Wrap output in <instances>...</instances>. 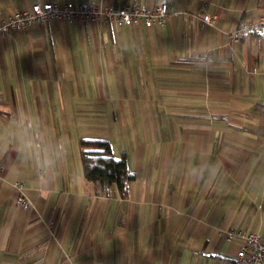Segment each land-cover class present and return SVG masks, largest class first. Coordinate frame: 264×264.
<instances>
[{"label":"crops","instance_id":"crops-1","mask_svg":"<svg viewBox=\"0 0 264 264\" xmlns=\"http://www.w3.org/2000/svg\"><path fill=\"white\" fill-rule=\"evenodd\" d=\"M44 1L0 0V19ZM261 12L168 0L163 25L54 19L0 38V264H234L218 229L264 235V35L227 34ZM81 136L126 155V197L84 178Z\"/></svg>","mask_w":264,"mask_h":264},{"label":"built area","instance_id":"built-area-1","mask_svg":"<svg viewBox=\"0 0 264 264\" xmlns=\"http://www.w3.org/2000/svg\"><path fill=\"white\" fill-rule=\"evenodd\" d=\"M168 13V0H155L152 4L132 3L117 7L111 2L96 3L84 0L78 3L71 1L62 5L53 0L35 2L28 9L8 13L0 19V38L11 33H19L33 24L62 19L67 22L86 21L89 23L108 22L117 26L142 25L152 27L163 25ZM217 15L204 14L200 19L215 27ZM231 41L264 35V12L254 20L239 21L228 34ZM14 188L15 203L26 211H36L35 203L27 194L24 179L17 177L11 182ZM218 233L228 242L235 243L234 264H264V235L255 231L237 229L225 225Z\"/></svg>","mask_w":264,"mask_h":264},{"label":"trees","instance_id":"trees-1","mask_svg":"<svg viewBox=\"0 0 264 264\" xmlns=\"http://www.w3.org/2000/svg\"><path fill=\"white\" fill-rule=\"evenodd\" d=\"M252 124L249 119L242 123L245 126ZM78 145L84 178L98 185L107 195L115 190L120 197H126L130 181L134 178V173L128 169L126 155L122 153L117 158L113 157L110 143L104 137L81 136Z\"/></svg>","mask_w":264,"mask_h":264},{"label":"rangeland","instance_id":"rangeland-1","mask_svg":"<svg viewBox=\"0 0 264 264\" xmlns=\"http://www.w3.org/2000/svg\"><path fill=\"white\" fill-rule=\"evenodd\" d=\"M11 139H12V142L15 143V139L13 138L12 135H11ZM77 146H78V148H79L78 142H77ZM80 167H81V165H80ZM16 178H17V177H16Z\"/></svg>","mask_w":264,"mask_h":264}]
</instances>
